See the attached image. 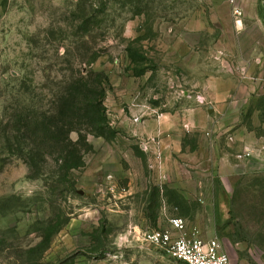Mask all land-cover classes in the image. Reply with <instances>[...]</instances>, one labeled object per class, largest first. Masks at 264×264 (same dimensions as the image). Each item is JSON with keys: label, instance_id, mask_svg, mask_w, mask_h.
Returning a JSON list of instances; mask_svg holds the SVG:
<instances>
[{"label": "rangeland", "instance_id": "rangeland-1", "mask_svg": "<svg viewBox=\"0 0 264 264\" xmlns=\"http://www.w3.org/2000/svg\"><path fill=\"white\" fill-rule=\"evenodd\" d=\"M230 5L0 0V124L12 103L34 105L29 91L48 108L69 60L107 78L116 133L89 136L70 192L31 179L0 136V264H168L140 239L175 217L218 239L231 264H264V69H244L250 39ZM93 14L99 57L87 66L73 43Z\"/></svg>", "mask_w": 264, "mask_h": 264}, {"label": "trees", "instance_id": "trees-1", "mask_svg": "<svg viewBox=\"0 0 264 264\" xmlns=\"http://www.w3.org/2000/svg\"><path fill=\"white\" fill-rule=\"evenodd\" d=\"M98 18V15H89L76 28V32L84 35L79 36L80 41H74L77 43L72 42L83 58L82 64L87 66L99 57L88 41ZM82 44L89 50L82 52ZM75 55L66 49L64 58L68 60ZM67 62L71 65V61ZM70 65L67 70L70 75L60 77L59 74L51 88L48 108L45 95H39L41 100H38L39 96L29 91L35 98L34 105L15 107L12 103L5 109L7 121L0 124V136L5 138L8 152L25 162L29 177L48 179L53 189L67 192L75 190L72 174L85 166V156L93 150L89 136L109 138L116 134L105 107V75ZM73 135L77 138L73 139Z\"/></svg>", "mask_w": 264, "mask_h": 264}, {"label": "built area", "instance_id": "built-area-1", "mask_svg": "<svg viewBox=\"0 0 264 264\" xmlns=\"http://www.w3.org/2000/svg\"><path fill=\"white\" fill-rule=\"evenodd\" d=\"M230 3L236 26L240 27L244 11L236 0H230ZM140 241L162 251L170 264H231L229 254L218 239H202L197 231H189L187 221L182 217L171 219L165 229L147 231Z\"/></svg>", "mask_w": 264, "mask_h": 264}, {"label": "crops", "instance_id": "crops-1", "mask_svg": "<svg viewBox=\"0 0 264 264\" xmlns=\"http://www.w3.org/2000/svg\"><path fill=\"white\" fill-rule=\"evenodd\" d=\"M237 5L241 7L244 11V23L246 26L245 32L242 34L239 33L238 38L249 37L250 43V58L248 61V68L244 66V69H264V42H257L255 36L253 35L252 28L255 26L258 30H264V0H236ZM230 10H232L233 15V6L230 5ZM234 17V16H233ZM260 43V44H259ZM240 45V44H239ZM261 56L258 57V47H260ZM243 50V49H242ZM243 53V52H242ZM244 54V53H243ZM168 264H170L168 262Z\"/></svg>", "mask_w": 264, "mask_h": 264}, {"label": "water", "instance_id": "water-1", "mask_svg": "<svg viewBox=\"0 0 264 264\" xmlns=\"http://www.w3.org/2000/svg\"><path fill=\"white\" fill-rule=\"evenodd\" d=\"M210 112H213V109H211V111Z\"/></svg>", "mask_w": 264, "mask_h": 264}]
</instances>
